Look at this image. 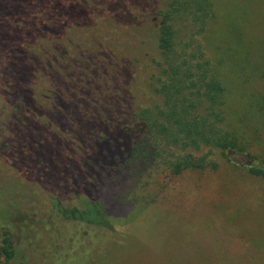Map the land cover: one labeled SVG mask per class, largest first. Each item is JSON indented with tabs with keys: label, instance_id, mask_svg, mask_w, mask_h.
Instances as JSON below:
<instances>
[{
	"label": "trees",
	"instance_id": "16d2710c",
	"mask_svg": "<svg viewBox=\"0 0 264 264\" xmlns=\"http://www.w3.org/2000/svg\"><path fill=\"white\" fill-rule=\"evenodd\" d=\"M214 17L212 0H0V165L24 177L30 163L18 162L14 147L24 152L53 139L67 150L60 184L68 192L15 205L33 218L34 232L44 231L36 234L44 247L77 243L82 256L112 228L101 203L86 197L98 175L155 166L178 176L216 169L214 150L229 161L246 153L223 126L224 85L207 61L194 64L180 48V25L202 32ZM249 171L264 178V166ZM64 201L80 207L54 226L39 220ZM17 253L15 233L3 226L0 264ZM32 253L43 264L82 262L65 253L53 262L42 248Z\"/></svg>",
	"mask_w": 264,
	"mask_h": 264
},
{
	"label": "rangeland",
	"instance_id": "374dc122",
	"mask_svg": "<svg viewBox=\"0 0 264 264\" xmlns=\"http://www.w3.org/2000/svg\"><path fill=\"white\" fill-rule=\"evenodd\" d=\"M212 2L215 17L204 31L190 22L178 27L180 48L194 64L207 61L210 74L224 85L223 126L246 153L230 155L229 161L214 150L210 158L216 169L178 176L155 166L139 167L136 174L96 176L86 197L101 203L114 224L79 256L75 248L81 244L44 247L36 237L44 231L36 227L34 232L33 218L16 207L42 205L55 189L68 192L66 181L60 184L69 172L65 146L52 139L24 152L14 147L17 161L30 163L32 174L17 177L0 165V230L10 227L18 247L11 264H43L37 253L30 255L41 248L53 262L65 253L81 264H264V178L249 171L264 166V0ZM5 138L0 133V142ZM61 206L49 208L39 220L54 226L66 220L62 212L80 207L65 201Z\"/></svg>",
	"mask_w": 264,
	"mask_h": 264
}]
</instances>
